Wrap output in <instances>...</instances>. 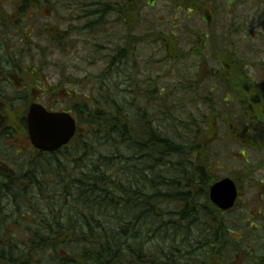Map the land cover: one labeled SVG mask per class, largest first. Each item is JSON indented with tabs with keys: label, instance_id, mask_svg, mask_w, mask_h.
Segmentation results:
<instances>
[{
	"label": "trees",
	"instance_id": "trees-1",
	"mask_svg": "<svg viewBox=\"0 0 264 264\" xmlns=\"http://www.w3.org/2000/svg\"><path fill=\"white\" fill-rule=\"evenodd\" d=\"M95 1L65 8L93 12ZM6 3L0 0V12H6ZM40 5L17 0L10 12H39ZM94 18H88L90 31ZM65 37L59 33L58 43ZM66 96L72 102L68 111L84 120L88 131L57 153L33 157L27 173L0 174V264H225L228 253L235 258L232 264L242 259L255 264L250 253L264 244H253L249 253L237 249L241 239L231 242L230 231L221 233L211 222L212 213L220 214L207 198L205 169L197 172L187 155L196 152L200 161L198 135L187 147L177 142L173 129L166 137L152 121L111 118L120 107L106 96L100 107L92 96L83 102L77 93ZM162 159L166 173L158 171ZM200 213L210 227L193 238L203 241L198 246L183 236H190L186 226L191 229Z\"/></svg>",
	"mask_w": 264,
	"mask_h": 264
},
{
	"label": "rangeland",
	"instance_id": "rangeland-1",
	"mask_svg": "<svg viewBox=\"0 0 264 264\" xmlns=\"http://www.w3.org/2000/svg\"><path fill=\"white\" fill-rule=\"evenodd\" d=\"M38 1L41 4L39 14L35 15L38 16V24L35 26V31L38 32L33 37V35L28 36L29 31H26L24 37L26 41L33 39L34 46L30 49H32V55L39 62L34 67L40 68L42 76H46L48 82L53 84L57 90L54 98L56 103H52L50 108L56 105L58 109L69 110L72 107L70 96L61 95L60 90L65 86L72 95L77 93L82 102L84 97L92 96L93 102L99 107V101L105 103L103 97L106 96L110 102L118 103L116 106L120 107L119 112L111 113V118L122 119L125 117L124 119L135 121V124L142 119L152 121L153 128L159 127L163 136L172 137L174 135L178 137L177 142L179 144L187 147H190V143L195 141V135H198L202 151L200 163L197 164L198 161L193 158V154L188 153L187 155L191 160L189 164L191 162L192 168L195 165L204 167L208 178L204 187L209 188L208 186L212 183L227 177L231 179L240 178V197L237 205L222 216L212 213L211 222L221 227V229L218 228L221 233L228 229L230 231L228 237L231 242L241 239L239 246H236L237 249L240 247L242 251L249 253L254 252L253 244L260 243L261 246L264 239L261 238V233L256 231V228L262 224L258 215L260 212H264V158L262 157L264 152H254L248 149L243 158L246 160L237 157L241 147L236 142L228 140L227 130L229 127L224 117L216 115V113L227 112L226 109L231 108L230 111L223 114H227L230 119L237 112L234 118L238 117L241 111L236 101L233 105H229L223 101L220 90L208 92L213 83L197 82L193 77L195 73L193 65L196 63L193 61L194 58L176 57L174 48H172V44L175 47L176 43L172 34L175 31L179 44L185 52L189 51L191 42L195 39L193 35L182 28H174L171 25V16L178 14V23L188 30H202L203 24L200 19L195 18L190 21L186 19V13L161 12L158 6L162 3L170 7V0L158 1L154 8L155 12H151L147 7L143 9L140 12L141 24L135 33L142 36L149 32V35L145 44L143 41H141V46L134 44L133 76L130 77L129 81H118L117 88H113L116 83L112 84V75L108 73V67L94 60L96 55H101L104 58L109 57L110 50L108 48L111 46V42L106 41V38H111V34L100 33L97 29L90 31L87 20L91 19H85L79 12H67L65 8L70 2L75 4L80 1L88 3L90 0H50V5L44 0ZM16 2L17 0H7L3 6L4 11L10 12V5ZM83 14H88V12H83ZM50 15L51 17H49ZM48 23H52L55 27L54 38L46 36L48 35L47 28L50 26L47 25ZM43 28H46L47 31ZM66 29L68 31L63 44L60 40L58 43L59 35L57 36V33L64 35ZM45 38L47 42L44 40ZM165 45L168 48L167 52ZM21 46L23 45L21 44ZM239 48L232 49L238 54L241 53L238 51ZM29 58L26 57L23 61L22 69L29 70L32 68L29 66L32 64L29 62ZM236 59L244 60L238 55ZM21 77L29 79L24 73L20 79ZM20 82L22 83V81ZM20 82L14 83L13 86L16 87ZM23 83L22 85H24ZM40 100L42 103L46 102L45 97ZM21 101L22 103H19L16 109L17 112L29 99ZM223 108L225 109L223 110ZM212 110H215L216 113H212ZM79 122L81 129H79L77 137L82 138L88 130L85 128L84 120ZM210 122L215 124L216 130L207 127ZM235 122L238 121L235 119ZM170 129L174 130L173 135ZM196 130L197 133H195ZM12 136L10 134L4 135L0 128V162L5 167L0 171L4 174H10L11 171L21 173V170L29 169L28 157L30 154L20 157L18 160L13 159L12 151L18 144L17 138L20 134L16 133ZM240 137L241 132H238V139ZM134 141L138 143V140ZM144 156H149V150L144 152ZM161 162L162 167L157 163L158 171L166 173L164 171L165 160L162 159ZM175 165L177 166V163ZM179 168L184 169V163H181ZM246 170L249 173L243 174ZM178 171L174 170L172 174H176ZM148 174L151 172L148 171ZM1 180L0 178V183ZM169 210L171 209L169 208ZM201 214H196L197 217L194 219L197 220H195L196 223L191 224V229L188 228V225L186 226V232L190 236L186 238L183 236L184 240L192 239L198 243V246L203 241L197 242L193 238L199 235V231L206 232L210 227V225L202 222ZM219 217L221 218L220 222ZM180 242L181 238H179ZM234 259L228 253L225 264H232ZM238 262L239 264L250 263L244 259Z\"/></svg>",
	"mask_w": 264,
	"mask_h": 264
},
{
	"label": "flooded vegetation",
	"instance_id": "flooded-vegetation-1",
	"mask_svg": "<svg viewBox=\"0 0 264 264\" xmlns=\"http://www.w3.org/2000/svg\"><path fill=\"white\" fill-rule=\"evenodd\" d=\"M158 1L160 0H107L105 2L96 0L95 8L91 7L93 12L83 14L87 12V8L79 12L85 19L95 17L94 28L100 33L111 34V38H106V41L111 42L108 48L109 57L96 55L95 60L99 57L104 60H98L100 63L105 64V67H110V73L113 75L112 82L116 83L115 88H117L118 81H129L133 76L134 44L141 46V41L145 44L149 35V32L142 36L135 33L141 24L140 12L146 7L151 12H155L154 8ZM103 5H107V12H103ZM158 7L161 12L186 13V19L190 21L195 18L200 19L203 24L202 30H188L178 23V14L171 16V25L174 28H182L195 39L191 42L189 51L185 52L175 35L176 31L172 33L176 41L174 54L176 57L194 58L193 61L196 63L193 65L195 69L193 77L197 82L213 83L208 92L220 90L223 101L229 105H233L236 101L241 111L238 117L234 118L237 112L230 119L227 114H223L231 108L226 109L227 112L222 111L223 113H216L212 110V113L224 117L229 127L228 140L240 145L241 150L237 157L246 160L243 158L248 149L263 153L264 0H170V7L162 3ZM136 12L137 18L135 17ZM38 14L39 12H0V128L4 135L20 134L17 138L18 144L12 151L14 160L27 154L36 155L25 133L26 114L29 107L34 103L42 104L47 110L52 111L50 105L56 103L54 98L57 92L54 85L48 82L46 76H42L40 68L34 67L39 64L30 49L34 43L30 40L26 41L24 37L26 31H29L30 35L37 33L35 26L38 24V16L35 15ZM87 22L90 24L89 20ZM47 25H50L47 28L49 38H54L55 27L52 23ZM67 31V29L64 31V35H67ZM236 47H240L238 51L241 53L237 54L232 49ZM165 50L168 51L166 45ZM237 55L244 60H237ZM26 57H30L29 62L32 63L29 65L32 67L29 70L21 68ZM23 73L29 79H23V77L20 79ZM18 81L26 83L22 85L20 82L16 87L13 86ZM60 92L64 96L69 94L66 87H63ZM43 97L46 98L45 103L40 100ZM23 99H29V101L23 104L17 112L16 109ZM235 119L238 122H235ZM207 127L216 130L213 122H210ZM238 132H241L240 139H238ZM197 157L193 155V158L198 161ZM3 167L4 164L0 162V169ZM202 167L195 165L197 172ZM248 173L247 170L243 172V174ZM11 174L22 173L11 172ZM239 197L240 193L234 207ZM211 204L220 216L234 208L223 211L216 204L212 202ZM258 216L262 224L256 228V231L260 232L261 238L264 239V212H260ZM260 250V252L250 253L254 256L255 264H264V247L262 246Z\"/></svg>",
	"mask_w": 264,
	"mask_h": 264
},
{
	"label": "water",
	"instance_id": "water-1",
	"mask_svg": "<svg viewBox=\"0 0 264 264\" xmlns=\"http://www.w3.org/2000/svg\"><path fill=\"white\" fill-rule=\"evenodd\" d=\"M27 126L32 145L49 153L67 145L76 132L75 120L69 114L47 112L40 105L30 107ZM209 192L211 201L222 210L230 209L237 198L236 186L228 178L215 183Z\"/></svg>",
	"mask_w": 264,
	"mask_h": 264
},
{
	"label": "bare ground",
	"instance_id": "bare-ground-1",
	"mask_svg": "<svg viewBox=\"0 0 264 264\" xmlns=\"http://www.w3.org/2000/svg\"><path fill=\"white\" fill-rule=\"evenodd\" d=\"M132 161H130L129 163H131Z\"/></svg>",
	"mask_w": 264,
	"mask_h": 264
}]
</instances>
